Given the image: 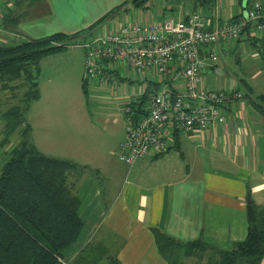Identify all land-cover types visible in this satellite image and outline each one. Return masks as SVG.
I'll return each instance as SVG.
<instances>
[{"label":"crops","instance_id":"obj_1","mask_svg":"<svg viewBox=\"0 0 264 264\" xmlns=\"http://www.w3.org/2000/svg\"><path fill=\"white\" fill-rule=\"evenodd\" d=\"M157 1L153 12L151 2L145 10H137L129 0H0V47L56 34L85 33L82 40L101 31L103 25L107 29V23L121 25L127 15V24H141L171 17L186 19L201 9L210 23L231 21L252 2L189 0L188 5H165V0ZM101 20L103 23L98 24ZM263 36L250 30L228 51L238 49L243 42H258ZM214 71L218 73L217 68L213 70L208 65L202 70L207 87L238 90L237 83L225 86L216 80L217 75L211 77ZM88 85L89 97L98 102L112 100V96L105 95L110 90ZM238 91L244 92L245 97L231 103L225 126L204 133L179 134L172 150L138 160L132 166L108 160L102 167L106 173L102 179L88 174L73 180L80 201L78 216L84 226L75 244L63 252L65 264H74L89 246L92 251L102 248L105 263L106 257L113 256L119 264H168L159 253L153 229L176 242L201 240L219 251H231L243 242L248 234V206L253 204L264 212V116L251 103L258 96L247 90ZM55 103L39 112L41 106L32 103L29 121L36 116L56 121L60 107ZM59 119L56 123L61 125ZM53 126V122L48 124L52 130ZM2 130L0 122L1 142ZM48 135L52 138V132ZM13 142L0 149V171L6 162V150ZM32 144L36 147L35 139ZM101 181H107L109 187H103Z\"/></svg>","mask_w":264,"mask_h":264},{"label":"built area","instance_id":"obj_2","mask_svg":"<svg viewBox=\"0 0 264 264\" xmlns=\"http://www.w3.org/2000/svg\"><path fill=\"white\" fill-rule=\"evenodd\" d=\"M107 25L76 46L86 52L87 85L118 91L133 78L142 85L123 110L125 140L118 159L132 166L172 150L179 134L226 125L231 103L245 96L207 87L201 73L206 65L217 68L221 55L244 33L264 34V0H252L231 21L210 23L195 12L186 19Z\"/></svg>","mask_w":264,"mask_h":264},{"label":"trees","instance_id":"obj_3","mask_svg":"<svg viewBox=\"0 0 264 264\" xmlns=\"http://www.w3.org/2000/svg\"><path fill=\"white\" fill-rule=\"evenodd\" d=\"M151 1L129 0V4L145 10ZM82 34H56L0 47V83L6 89L28 90L24 95L28 99L22 106H13L0 117L1 145L7 147L15 134L20 136L19 143L6 150L9 157L0 171V264H65L63 252L75 244L84 226L78 216L80 201L75 183L69 179L77 170L76 165L41 155L29 140L31 129L24 124L23 114L38 98L40 61L65 49ZM84 85L87 86L85 81ZM251 103L264 116V95ZM153 233L159 253L168 264H190L191 260L195 264H261L264 259V212L253 204L248 206L247 237L231 251L216 250L201 240L182 244L158 229H153ZM103 256L102 248L92 251L89 246L74 264H119L113 256L106 257L105 263ZM82 258L86 260L81 261Z\"/></svg>","mask_w":264,"mask_h":264},{"label":"rangeland","instance_id":"obj_4","mask_svg":"<svg viewBox=\"0 0 264 264\" xmlns=\"http://www.w3.org/2000/svg\"><path fill=\"white\" fill-rule=\"evenodd\" d=\"M157 2V0L151 2V11L155 12ZM164 3L165 5L180 3L188 5L189 0H165ZM201 12L199 9V13ZM127 18L128 15L123 19L122 24L127 23ZM90 38L91 36L87 40ZM80 42L81 38L68 43L65 49L44 57L37 66L38 98L31 104L40 105L41 108L37 109L39 112L45 111V107L51 102H56L55 105L60 107V116L56 121L41 116H36L29 121L28 118L32 117L30 104L23 113L24 124L30 127L29 140L32 143L34 139L36 140V150L41 155L63 159L76 165L77 170L72 172L70 180L82 179L88 174L102 179L106 175L102 170L103 165H106L108 160L119 161L117 154L125 136L126 121L123 116L125 103L120 105L117 102L130 100L138 93L142 85L133 82V78L132 83H124L116 92L108 88L110 91L105 92V95L112 96L113 101L98 102L91 95L89 97L90 85L86 87L84 85L86 52L76 46ZM217 69L219 74L214 71L215 73L213 72L210 76L217 75L216 80L218 79L225 86L237 83L238 90L252 92L254 97L264 95V36L258 42L253 40L243 42L238 49L222 54ZM122 71L127 77L128 70L123 68ZM27 93L26 87L12 90L6 89L0 83V117L9 108L22 106L28 99L27 95L24 97ZM59 117L62 119L61 125L56 123L60 121ZM50 122L54 123V130L48 127ZM51 132L52 138L48 135ZM14 136L10 141L12 143L13 138L16 140L12 147L20 141V136L16 137V134ZM0 146V149L5 147L1 145V141ZM8 157L9 155L5 154L4 161ZM2 159L3 155L0 152V160ZM101 183L103 187L108 186L107 181H101ZM208 255L210 254H207V257ZM207 260L208 258L205 262ZM195 262V260L189 261L190 264Z\"/></svg>","mask_w":264,"mask_h":264},{"label":"water","instance_id":"obj_5","mask_svg":"<svg viewBox=\"0 0 264 264\" xmlns=\"http://www.w3.org/2000/svg\"><path fill=\"white\" fill-rule=\"evenodd\" d=\"M248 203L251 204V199H250V196H248Z\"/></svg>","mask_w":264,"mask_h":264}]
</instances>
